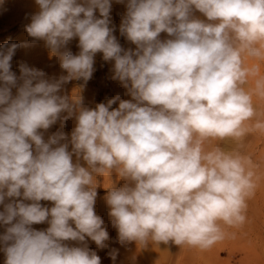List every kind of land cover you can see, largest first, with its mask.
<instances>
[{
  "label": "clouds",
  "instance_id": "obj_1",
  "mask_svg": "<svg viewBox=\"0 0 264 264\" xmlns=\"http://www.w3.org/2000/svg\"><path fill=\"white\" fill-rule=\"evenodd\" d=\"M35 2L40 10L25 30L46 42L67 75L50 81L21 63L17 77L11 60L20 45L0 46V223L10 225L0 236L5 264H101L86 243L64 242L87 237L106 246L109 234L94 211V176L105 171L125 181L105 196L121 244L171 241L206 250L225 238L224 226L241 225L253 173L239 154L204 145L243 137L255 115L243 85L258 68L245 67L244 56L264 58V0H128L120 33L135 50L123 49L113 35L111 0ZM74 37L79 54L61 52ZM98 52L114 61L112 78L131 99L117 94L89 109L81 95H59L63 84L91 79ZM256 88L264 95V81ZM72 116L77 124L69 142L60 143L68 140L63 131L45 142L39 130L58 119L63 128ZM255 127L264 130V123ZM73 155L87 167L73 163ZM44 222L46 230L32 228ZM110 255L115 259V251Z\"/></svg>",
  "mask_w": 264,
  "mask_h": 264
},
{
  "label": "rangeland",
  "instance_id": "obj_2",
  "mask_svg": "<svg viewBox=\"0 0 264 264\" xmlns=\"http://www.w3.org/2000/svg\"><path fill=\"white\" fill-rule=\"evenodd\" d=\"M29 0H0V13L4 8L9 9L10 12L19 13L21 12V6L28 2ZM127 2L128 0H123V2H117V0H111V9H110V27L113 28V35L116 36L117 41L121 47L125 50L133 49L135 50V45L126 39L125 36L120 33V25L122 20L127 12ZM20 5V6H19ZM19 6V8H15ZM2 7V8H1ZM18 11V12H17ZM7 14L6 17L9 16ZM11 15V14H10ZM97 18H101L99 11L95 12ZM195 15L204 18L199 12H195ZM14 16V14H13ZM27 19L24 21H18L15 17L10 22L6 20L5 24L0 26V46L6 44L17 43L20 47L17 48L16 52L22 54L25 49L33 48L39 46L51 55V60L49 63L51 66L45 65L44 68H47L48 71L54 73L53 81L58 80L61 76H66L67 72L60 67V60L58 55H55L51 52V49L46 45V42L42 43L41 40H37L33 37H30L26 32V25L31 23V16L25 15ZM26 20V21H25ZM22 22V23H21ZM3 24V23H2ZM160 38L162 40L168 39L166 33H161ZM39 41V42H38ZM63 51H71L73 55L79 54V38L74 37L69 43L60 49ZM263 61L261 75L264 81V58H261ZM114 61L109 60L105 61L103 59V53H97L94 56V72L90 80L84 82L81 80H72L62 85L60 94L61 96H68L71 98L79 97L83 98V106L89 109H95L96 105L99 103L107 104L109 99H112L117 94L120 95L123 100H130V95L127 94V89L123 87L122 83L113 79L114 75ZM16 75L19 73V68H16L13 71ZM64 94V95H63ZM264 103V102H263ZM119 101L112 105V108H118ZM111 110V109H110ZM67 113H61V118L66 116ZM65 126L61 128V120L58 119L55 124H53L47 130H39L43 133V138L47 142L48 138L58 131H63L68 137V140L61 141L60 143H67L70 141L71 133L76 127L77 121L75 116H72L64 122ZM262 167L260 172V182L255 184L254 192L249 197L248 206L245 213V221L238 226L228 227L225 230V238L217 243H215L211 248L206 250H200L199 248L191 249V254H195V261L193 264H264V130H262ZM230 145L223 146V150L227 151ZM55 147V146H53ZM69 151L72 150V146L69 143ZM80 163L81 166L87 167V163L80 158L77 160V157L73 155V163ZM110 172L105 171L104 173L94 176L95 183L97 185V197L94 205V210L98 208V205L106 203L105 196L107 195V189L113 187L112 183H106L109 178ZM120 187V186H118ZM12 199L20 200L22 197L18 198H6L5 203H9ZM25 203H32V201H24ZM40 204L44 207L51 208L54 206V202L51 201H40ZM108 206V205H107ZM4 205L0 204V211H3ZM10 225H4L0 223V236H2L7 227ZM50 225L47 222L41 224H33L32 228L38 231L46 230ZM73 227L74 224H73ZM69 247L75 245V241H65ZM4 244L0 242V264H5L6 254L3 251ZM76 247H79L76 246ZM168 244L163 245V249H166ZM213 252V255L210 257L206 253ZM204 255V256H203ZM204 257V259L202 258Z\"/></svg>",
  "mask_w": 264,
  "mask_h": 264
},
{
  "label": "bare ground",
  "instance_id": "obj_3",
  "mask_svg": "<svg viewBox=\"0 0 264 264\" xmlns=\"http://www.w3.org/2000/svg\"><path fill=\"white\" fill-rule=\"evenodd\" d=\"M19 6H16L15 8L17 9L19 8ZM9 9L5 10L3 8L1 10L2 12L0 13V26L4 25L8 18H14L15 15L16 18L14 19L23 22L24 19H27L25 15H30L32 17L40 10L35 0H29L28 2H25L21 6V12L13 13L14 16L11 12V15L9 14ZM7 14H9L8 17H6ZM10 19L8 20L9 22ZM41 42L44 43L45 41L41 40ZM45 48L46 46H44V48L35 46L33 48L25 49L22 54L15 52L11 60V71L19 68V73L16 75L17 77H19V66L21 63H25L30 68L42 70L45 73L44 78L53 81L54 73L48 71L47 68H44L45 65L51 66V64L49 63V61L51 60V55L43 50ZM244 64L245 67L249 69H252L253 67L258 68L256 74H250L247 78L246 83L243 85L245 91L249 92L252 95V102L255 108L254 117L246 124L247 132L243 137L239 139L228 138L225 140H209L205 142L204 147L206 151H214L216 149L224 151L222 147L225 145H230L228 147V150L224 152L239 154L240 156H242L247 162L248 170L253 173V180L256 181V183H259L263 160L261 137L262 130L257 129L255 125L258 122L264 123V95H262L257 90L256 82L258 80H263V77L261 75L263 61L261 62V58H253L245 54ZM19 83H22V81L18 80V84ZM12 93L13 95L16 94L15 88L12 89ZM58 94L61 95L60 92ZM106 183H112L113 186L117 185L122 187L125 181L113 171L109 174V178L107 179ZM94 211L103 219V227L109 234V239L105 241L106 246L104 248H99L94 241L87 237L85 242L75 241L74 246L76 247L79 245V247H83L86 243L87 247L90 250L95 251L96 254L101 258V264H193V262L196 260L195 254H191L192 247L187 245L178 246L171 241L168 243V247L166 249H163V243L155 244L150 242L146 247L142 244H137L134 241L121 244L118 240V230L113 226L111 222L112 218L109 215V206L103 203L102 205H98V208ZM227 229L228 226H224V232ZM200 250L201 249H199V251ZM114 251L116 255L115 259H112V256L110 254ZM206 254L211 257L213 255V252H207ZM202 258L204 259V257Z\"/></svg>",
  "mask_w": 264,
  "mask_h": 264
}]
</instances>
